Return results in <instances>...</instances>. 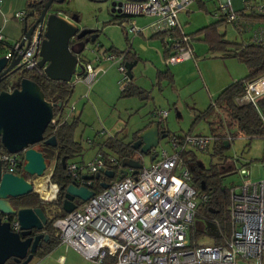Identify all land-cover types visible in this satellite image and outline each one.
<instances>
[{
    "label": "built area",
    "instance_id": "built-area-1",
    "mask_svg": "<svg viewBox=\"0 0 264 264\" xmlns=\"http://www.w3.org/2000/svg\"><path fill=\"white\" fill-rule=\"evenodd\" d=\"M113 1L118 14L128 17L127 34L135 35L146 28L164 34L165 50L169 52L166 63L193 58L192 38L184 31L178 14L197 0ZM250 9L264 11V3ZM219 10L218 17L227 22L241 18V10H234L231 0H221ZM136 15L149 16L151 20L140 27L135 19L129 18ZM14 16L22 20L25 10L15 12ZM38 33L39 27H36L28 47L20 48L19 42H14L4 56L11 59L21 55L19 63L22 69L33 71L41 68L37 55ZM1 43H4V37L0 33ZM102 58L118 62L117 68L123 74L122 89L129 81L124 53L102 52ZM78 65L79 72L75 70V74L85 81L89 92L98 72H103L104 68L91 61H80ZM261 99H264V73L247 81L236 99L239 104L251 103L256 107L264 128V112L258 108ZM167 114L166 110L159 109L153 116L161 120ZM75 116V106L71 105L64 116L54 113L49 125L70 121ZM215 139V136L200 134L169 137L173 152L154 148L149 153L154 156L151 164H143L135 174L131 173V168L127 169L123 178L115 176L100 191L93 188L95 179L83 176L95 174L100 168L112 169L117 174L122 168L120 159L98 153L88 162H68L66 170L73 181L95 193L87 201L77 204L71 212L54 220L52 225L58 241L73 247L95 264H264V179L252 181L245 168L238 171L241 181L228 187L232 226L229 237L219 244H197L190 241V236L189 240L187 238L197 205L205 203L208 196L200 194L188 183L191 168L184 165L182 153L194 148L206 150ZM91 142L88 140L89 144ZM135 158L143 160L141 155ZM0 159L6 162L7 172H14L20 153H3ZM52 171L51 166L35 183L45 201L55 200L59 192V186L50 181ZM18 225L16 220L12 223L13 228Z\"/></svg>",
    "mask_w": 264,
    "mask_h": 264
},
{
    "label": "rangeland",
    "instance_id": "rangeland-1",
    "mask_svg": "<svg viewBox=\"0 0 264 264\" xmlns=\"http://www.w3.org/2000/svg\"><path fill=\"white\" fill-rule=\"evenodd\" d=\"M110 3L111 0H61L56 2L52 9L74 22L79 28L97 30L98 36L94 43L76 42L72 46L81 59L93 60L96 51L92 49L96 44L100 46V50H106V52H121L127 49L138 52V62L131 69L133 75L131 81L145 89L148 96L141 99L136 95H121L123 74L117 70V62H115L117 64H112L110 71L96 78L89 94H86L85 81L81 76L74 74L70 80L73 87L67 97V102H64L60 109L54 110V113L61 115L62 110H68V106H75L78 120L73 136L79 144L77 151L85 152L84 159H88L92 156L95 146L102 143L107 136L116 134L121 129L131 134L137 127L151 120L158 122L161 129L168 133L166 137L159 140L155 149L157 151L165 149L169 153L173 152L168 142L169 137L185 134L211 135L213 128L219 135L233 136L229 146L223 150L221 155L214 154L212 146L206 150L189 149L188 155L182 157L184 165L187 164V158H195L204 167L216 164L221 170L231 169L221 181L222 185L227 188L241 181L238 172L241 168L249 172L248 177L252 181L264 179V140L262 136L241 135L237 126L228 124L226 116L219 108L220 103L216 100L218 93L226 85L248 75L249 68L245 62L236 57H222L219 51L209 50L207 43L201 40L200 34H196L198 29L219 20L221 0L194 1L180 11L179 19L184 31L193 36L192 43L196 52V61L183 64L171 63L169 67L175 75L172 79L165 75L160 78L157 75L158 69L166 71L168 67L159 54L162 39L159 36L149 38L150 29V31L145 30L144 35L127 34L125 28L128 24V17L112 12ZM263 3L264 0H231L234 10H243L245 13H248L250 8L256 9ZM261 11L264 12L263 9ZM129 18L135 19L140 27L145 26L151 20L145 15ZM32 20L28 17V22ZM217 30L229 41L245 44L262 39L264 42L263 21L240 19L235 22H219ZM13 43L12 41L11 44ZM7 50L9 49L1 50L0 56L4 55ZM111 63L112 61L109 60L105 62L106 65ZM78 69L79 65L76 73L79 72ZM26 73L28 72L21 68L9 76L7 82L15 84L18 77H23ZM258 106L260 111L264 112L260 103ZM159 109L168 112V115L161 120L153 116V113ZM197 116L200 117L197 118ZM88 140H91L93 145H90ZM80 157L75 154L68 161L78 163ZM149 163L150 155L143 154V164L147 166ZM22 173L23 171L20 174ZM32 177L34 179L35 175L26 174L27 179ZM188 183L193 187L197 185L195 174L191 170ZM81 202L77 200V204L80 205ZM47 206L51 221H53L57 217L55 215L59 207L56 202L48 203ZM197 219L204 222V217L201 215H197ZM189 231L190 228L187 230L188 240ZM198 243L210 244L211 240L203 236L197 240ZM60 255L64 256L61 261ZM50 257L45 264H95L79 251L65 244L57 246Z\"/></svg>",
    "mask_w": 264,
    "mask_h": 264
},
{
    "label": "water",
    "instance_id": "water-1",
    "mask_svg": "<svg viewBox=\"0 0 264 264\" xmlns=\"http://www.w3.org/2000/svg\"><path fill=\"white\" fill-rule=\"evenodd\" d=\"M41 1V0H40ZM53 0L43 3L38 15L30 12L33 19L27 22L24 18L23 36L19 41V47H28L32 34L36 27H39L37 39L39 47L38 65L49 79L55 81L69 82L75 74L76 66L79 64L76 52L70 47L69 40L72 37L81 38L90 34L89 41H96L98 33L94 28H79L73 22L57 13H48L49 6ZM61 1V0H60ZM111 11H114L115 2L111 3ZM79 30V31H78ZM81 52V51H79ZM21 55H15L8 59L6 56L0 57V82L7 79L21 69L19 63ZM134 61H126V74L132 79L131 69L136 64ZM62 102H53L45 98V94L40 86L28 77H21L19 87L11 90L0 91V141L8 153H23L24 162L22 165L23 174L3 171L0 161V213L17 214L16 219L19 228L26 230L35 226V222L45 216L40 208H19L14 210L8 197H20L33 191L32 183L26 179L25 174L43 176L48 166V161L43 153L38 150L37 143L43 141L49 123L53 117L54 110L60 109ZM164 130L159 129L158 122H151L137 133L136 140L131 144L132 148L138 151L143 158V154H149L161 138L166 137ZM49 146H56V138L51 136L43 141ZM154 156H151L153 159ZM64 159V158H63ZM143 160L135 157L121 159L122 168L117 174L112 169L100 168L95 174L84 175L85 179L98 180L100 175L112 179L123 178L127 174V169H132L135 174L143 167ZM99 186L106 188L108 182L99 181ZM95 191L84 186L77 185L75 181L67 186L62 201V211L68 213L77 207L76 200L87 201ZM9 222L0 223V264L11 256L18 254L17 249H26L29 239L19 240L17 233L10 232Z\"/></svg>",
    "mask_w": 264,
    "mask_h": 264
},
{
    "label": "trees",
    "instance_id": "trees-1",
    "mask_svg": "<svg viewBox=\"0 0 264 264\" xmlns=\"http://www.w3.org/2000/svg\"><path fill=\"white\" fill-rule=\"evenodd\" d=\"M41 8L42 6L38 0H28L25 6L24 18L30 17V12H33L34 15H38ZM241 12L240 19L264 22V12L262 11L250 10L248 13H245L241 10ZM219 22L227 21L223 18H219V20L198 29L196 34H200L201 40L207 43L209 50L219 51L222 57H236L245 62L249 68L248 75L232 81L218 93L216 100L220 103L219 108L226 116L228 124L237 126L241 135L248 137L262 136L263 138L264 128L256 107L251 103L239 104L236 99L242 94L243 87L247 81L264 73V42L262 39L245 44L229 41L225 39L224 34L218 32L217 24ZM155 35L164 37L163 33ZM190 36L193 39V36ZM0 46L1 48L11 47V45H5V47L3 45ZM110 49L112 50L113 48L111 47ZM116 53H124V58L128 61L138 59L130 49ZM164 53L165 58L169 56L167 50H165ZM23 70L28 72L26 75H23V77L25 76L35 81L43 90L47 100L53 102L61 101L63 106V103L66 102L67 97L72 91L70 81L67 83L49 79L41 68L33 71L27 69ZM158 74L160 78H162L163 75H167L166 71H160ZM20 79L21 77H18L15 84H9L7 79L1 81L0 91L19 87ZM120 92L122 96L136 95L141 99L148 96L145 89L136 86L131 80L128 81ZM259 103L264 110V99H261ZM199 117L200 116H197V118ZM77 120L78 116H75L70 121H61L55 126H48L45 132V137L49 138L54 136L56 138L55 147L49 146L45 143L37 145L38 150L43 153L45 159L49 162L48 164H53V171L50 180L59 186V192L56 199V203L59 205L62 204L64 199L65 189L73 182V179L66 170V165L69 162V158L73 157L79 148V144L74 140L73 136ZM164 132L168 135L167 131L164 130ZM137 133L138 132H135L131 140L128 142L125 141L126 136L117 135L118 133L107 136L100 145L99 153L105 157L113 155L120 160L127 157H134L136 155V150L132 148L131 144L137 138ZM211 135L216 137L212 145L213 153L221 155L223 150L229 146L233 136L229 134L219 135L215 133L213 128L211 129ZM189 151L190 150L184 151L182 157H186ZM3 153H7V151L0 141V154ZM20 155L21 158L16 169L22 171L24 156L23 153ZM186 163L188 165L191 164V171L195 174L197 182L195 188L200 194H207L208 196L205 203H199L197 205L193 223L189 226L190 241L197 243V240L200 237L205 236L211 240L212 244H219L224 238L229 237L232 228L228 210V188L223 186L221 182L223 176L231 169L221 170L216 164L204 167L195 158H187ZM100 180L107 182L111 181V179L100 175L98 180L95 179L93 181V188L96 191L102 189L99 186ZM65 214L66 212L61 210L56 216L59 217ZM197 215L203 216L204 222L199 221Z\"/></svg>",
    "mask_w": 264,
    "mask_h": 264
},
{
    "label": "flooded vegetation",
    "instance_id": "flooded-vegetation-1",
    "mask_svg": "<svg viewBox=\"0 0 264 264\" xmlns=\"http://www.w3.org/2000/svg\"><path fill=\"white\" fill-rule=\"evenodd\" d=\"M38 1L40 2V5L43 6V3L47 0H41V1L38 0ZM58 1H60V0H53L51 2L49 9L47 11L48 13H57L60 15V13L58 11L52 9L53 5ZM112 1L113 0H111V2ZM110 8H111V4H110ZM113 12L118 13L117 10H115V8H114ZM95 32H97L96 29H95ZM89 37H90V34H86L81 38H76L74 36L69 40V45L72 49H75L72 47V46H74V43H76V42L88 43V42H90ZM95 46H97V45H95ZM78 60L81 61V58L79 56H78ZM45 136H46V133H44L43 141L47 139V137H45ZM43 141L37 143V145H40V144L42 145L44 143ZM135 156H140L138 151H136ZM20 158H21V155H20ZM0 161H1V167H2L3 171H6L7 170L6 162L2 161L1 159H0ZM51 166L53 167V164H51V165L48 164L44 173L46 171H48ZM190 168H191V164H190ZM21 172L22 171L15 169V171L13 173L20 174ZM25 177H26V174H25ZM40 177H42V176H35L34 179H33V177L31 179L26 178L33 185V191L31 193H28L26 195H22L20 197H8V200H9L11 207L16 211L19 208H32V209L33 208H40L43 212V215L45 216V220L42 217H39V219L34 223L35 226L29 230H26L27 233L25 235H22V232L24 230H21L19 228V225L17 228H13V226H12V223L15 220L17 221V219H16L17 214L0 213V223L9 222V227H8L9 231L17 233L20 241H23L25 239L30 240L28 245L26 246L25 250L17 249L18 254L16 256H11L9 259H7L4 262V264H45V261L47 259L51 258L50 257L51 253L54 251V249L60 243L58 241L57 235L55 233V229L53 228V225H52L54 220L57 217L53 221H51V216H50V213L48 212L49 207L47 206L48 203L57 202V200H56L57 198L53 201H45L40 197L38 187H36L38 185L35 184L42 179ZM76 202H77V200H76ZM57 206L59 207V209H58L56 215L62 210L61 209L62 204L61 205L57 204Z\"/></svg>",
    "mask_w": 264,
    "mask_h": 264
},
{
    "label": "crops",
    "instance_id": "crops-1",
    "mask_svg": "<svg viewBox=\"0 0 264 264\" xmlns=\"http://www.w3.org/2000/svg\"><path fill=\"white\" fill-rule=\"evenodd\" d=\"M27 1L28 0H0V33L3 35V37H4V43H1L0 45H3L4 47H5V45H12L11 43H12V41L13 42H19L20 41V39L22 38V36H23V24H24V18L22 19V20H20V19H17L15 16H14V12L15 11H19V10H21V9H25V6H26V3H27ZM197 1H200V0H197ZM194 3V2H193ZM192 4V3H191ZM190 4V5H191ZM189 5V6H190ZM180 13V12H179ZM63 17H65V16H63ZM66 18V17H65ZM67 19V18H66ZM178 19H179V14H178ZM69 20V19H68ZM69 21H71V20H69ZM179 21H180V19H179ZM27 22H28V20H27ZM72 22V21H71ZM74 23V22H73ZM181 23V22H180ZM75 24V23H74ZM182 25V24H181ZM145 30H149V28H146V29H144V31L143 32H140V33H138V34H143L144 35V33H145ZM150 31V30H149ZM151 33L149 34V38H151L152 36H158V35H155V34H158V33H154L152 30L150 31ZM161 39H162V46H161V49H160V51H159V54H160V57L162 58V60L164 61V63H165V65H167L168 67H167V70H166V73H167V77L168 78H174V71H172L171 69H170V67H169V65L171 64V63H166L165 62V53H164V51H165V40H164V37H162V36H159ZM144 38L146 39V37L144 36ZM263 39H264V37H263ZM94 43V42H93ZM92 44V43H91ZM97 45V44H96ZM192 45H193V43H192ZM95 47H96V49H95ZM93 49H92V51H96V54H95V57H94V59L93 60H83V58L81 59V61H91V62H93L94 63V65L95 66H98L99 68H104V71L102 72V71H99L98 72V74H97V78H98V76L100 75V74H102V73H107L108 71H110V69H111V67L113 66L112 64L114 63V61L110 64V65H106L105 64V62L107 61V60H103V58H102V52L104 53V52H106V50H100L99 49V47L100 46H95ZM98 47V48H97ZM6 48V47H5ZM7 48H9V47H7ZM193 49H194V46H193ZM1 50H4V48H1V46H0V51ZM133 53H134V55H135V57H137V58H139L138 57V55H139V53L138 52H136V51H134V50H131ZM5 52V51H4ZM111 52H113V51H111ZM194 56H193V58H189V59H186V60H183V61H180V62H175V63H177V64H183V63H185V62H191V61H196V52H195V49H194V54H193ZM2 56H4V55H2ZM1 57V56H0ZM98 57V60L96 59ZM80 58H81V56H80ZM137 62H138V59H135ZM125 61H127V60H125ZM134 61V60H133ZM132 62V61H131ZM137 62H136V64H137ZM118 63V62H117ZM117 63H115V64H117ZM114 64V65H115ZM135 64V65H136ZM134 65V66H135ZM117 66H118V64H117ZM117 70H118V68H117ZM160 71H163V70H161V69H158L157 70V75H159L158 73L160 72ZM97 80V79H96ZM95 80V81H96ZM136 86H138V85H136ZM140 87V86H139ZM87 94H89L88 92H87ZM69 97V96H68ZM67 102V101H66ZM65 102V103H66ZM68 108H69V106H68ZM62 110V109H61ZM68 111V110H67ZM67 111H64V110H62V112H61V115L62 116H64L66 113H67ZM168 115V114H167ZM76 116H78V114L76 115ZM151 122H155V120L154 121H150V122H147L146 124H142L141 126H139V127H137L134 131H132V133L130 134V132H129V134L127 133V132H125L124 131V129H121L119 132H118V134L117 135H121V136H126V139H125V141H129V140H131V138H132V136H133V134L135 133V132H139V130H141L142 128H144L145 126H147L149 123H151ZM159 126V125H158ZM159 129H161V127L159 126ZM114 135V134H113ZM111 136V135H110ZM90 145H93L92 144V142H91V144ZM100 145H101V143H98L97 144V146H95V149L93 150V154H92V156L91 157H89L88 159H84V156H83V154L85 153V152H80V151H76V155H80L81 157H80V159H79V162H88V161H90V160H92L93 159V157L95 156V155H97L98 153H99V148H100ZM82 149V148H81ZM151 155H150V163L149 164H151ZM148 164V165H149ZM59 245H62L61 243H59ZM59 245H57V246H59ZM57 248V247H56ZM56 248L54 249V251L56 250ZM59 258H60V261L64 258V256L63 255H60L59 256ZM92 262V261H91ZM65 263V262H64Z\"/></svg>",
    "mask_w": 264,
    "mask_h": 264
}]
</instances>
